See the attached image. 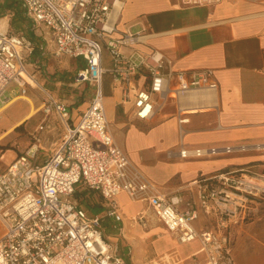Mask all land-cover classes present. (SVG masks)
<instances>
[{"label": "built area", "instance_id": "2783aa9c", "mask_svg": "<svg viewBox=\"0 0 264 264\" xmlns=\"http://www.w3.org/2000/svg\"><path fill=\"white\" fill-rule=\"evenodd\" d=\"M18 1L32 24L46 30L54 56L84 61L75 82L93 83L94 93L78 121L70 122L67 105L36 82L27 68L25 58L32 53L33 42L22 33L0 30V107L9 99L6 91L11 84L21 94L26 86H34L45 94L44 118L54 111L64 126L56 148L46 158L40 159V138L34 136V142L0 172V264H126L118 244L106 241L101 230L104 217L112 218L114 226L122 221L116 201L120 194L131 202L145 203L178 242L197 239L204 260L193 264H235L230 231L264 211V170L252 173L241 168L203 176L195 181L197 202L163 193L115 143L103 106L104 73L121 84L123 100L128 101L134 92V116L149 120L159 104L156 95L163 102L193 90L217 89L213 70H174L172 61L158 50L133 49L140 34L115 36V9L122 0ZM219 1L179 0L184 6H212ZM124 47L132 50L124 52ZM139 75H145L148 83L136 90ZM235 149L245 147H181L178 154L206 157ZM77 186L93 190L108 202L103 215H89L70 198ZM200 210L212 216L211 229L194 227ZM132 219L144 225L147 211Z\"/></svg>", "mask_w": 264, "mask_h": 264}, {"label": "crops", "instance_id": "0c3cea01", "mask_svg": "<svg viewBox=\"0 0 264 264\" xmlns=\"http://www.w3.org/2000/svg\"><path fill=\"white\" fill-rule=\"evenodd\" d=\"M115 24V36L124 32L140 34L133 49L143 53L158 50L172 61L177 71L212 69L217 82L215 90H193L178 100L167 98L161 102L156 95L154 99L159 104L153 117L141 120L134 116V92L128 101L123 100L121 84L104 73L101 85L108 129L130 161L161 192L179 194L185 201L193 202H197L198 192L195 181L203 176L241 168L261 173L264 170V0H220L212 6H184L179 0H122L115 9ZM34 29L20 1L0 0V30L22 33L33 42L32 53L27 56L28 70L34 72V80L47 92L67 105L70 122L76 123L94 93L93 89L84 95L82 82H75L84 61L81 65L76 63L77 58L57 61L51 46L46 44L47 37ZM123 50L130 52L132 48ZM103 64L108 65L106 54ZM147 83L146 76L139 75L134 87L142 89ZM27 87L25 94L13 84L8 87L9 99L0 109L9 108L18 100L25 101L26 109L24 106L18 112L0 136L10 132L18 122L36 117L37 123L30 129L34 131L44 118L40 112L41 95L36 87ZM181 117L187 120L180 122ZM44 119L47 122L40 133L43 139L40 152L47 157L56 148L64 126L54 111ZM210 146H244L245 149L206 157L181 158L178 154L181 147L191 150ZM85 190L93 201H100L91 203L93 206L106 209V200L93 190ZM120 195L126 197L130 206L123 209L117 202L123 216L117 226H123V233L111 234L112 241L108 242L122 241L124 247L118 253L126 264H192L193 257L204 260L197 239L178 242L145 203L131 202L125 194ZM105 209L87 213L103 215ZM140 211H147L144 225L132 219ZM212 219L200 210L193 225L198 231L211 229ZM104 222L105 219L102 226ZM135 224H139V230L133 229ZM129 244L131 253L125 248ZM136 247L139 254L135 253ZM230 249L235 264H264V211L257 218L231 228Z\"/></svg>", "mask_w": 264, "mask_h": 264}, {"label": "rangeland", "instance_id": "374dc122", "mask_svg": "<svg viewBox=\"0 0 264 264\" xmlns=\"http://www.w3.org/2000/svg\"><path fill=\"white\" fill-rule=\"evenodd\" d=\"M34 30L40 36L42 35V36L47 37L46 39L49 42L46 44H49L51 46V48H53V45L51 44V41H50V37H48V34L45 33L46 30L44 28H42L40 26H36ZM39 35H37V36H39ZM56 58L58 59L57 61H59V60H68L69 61L71 59V58L66 57V56L56 57ZM75 60H76V63L78 65H81V61H82L81 58H77ZM58 64H61V63H58ZM31 73L34 74V72H31ZM81 87H82L81 91L84 95H86L88 91H91L94 89L93 84L90 82H82ZM49 89L53 91V88H48V90ZM54 89H56V88H54ZM36 90L41 95L42 102H43L44 98H45V94L38 88H36ZM7 91H8V89H7ZM7 91H6V93H7ZM54 91H56V90H54ZM27 92H28V87H27L26 93ZM22 105H24V106L26 105L25 101L24 100H18L10 108L5 107L2 110L0 109V134L3 131V129H6L12 123L11 121L14 119V117L15 116L17 117L18 112H21V109H23ZM6 110H8V111H6ZM40 112H42L41 109H40ZM43 119L44 118L39 120V123L37 124V127L34 131L30 130V129H32L35 126V124L37 123L36 117H33L32 119L25 121V122H18L17 125L15 124L16 126L10 132L5 134L0 139V171H3L6 168V166L8 165V163L15 156L22 153L27 147H29L34 142V136H37L40 138V142L38 144L40 159L42 160L44 157H46L43 152H40V150H42L41 146L43 143V139H42L40 133L45 128L42 130L38 129V126L40 124H43L45 127L47 121H43ZM77 187L78 188L75 190L73 196H71L70 198L72 200H76L78 203H80V205L83 208H85L87 212L93 214V213H98L101 209H105L103 207L100 208V207L93 206L91 203L95 204V203H99L100 201L99 202L93 201L91 199L90 195L88 194V190L83 189L81 186H77ZM116 201L119 203L120 207H121V205H123V209L129 204L124 195H119L118 197H116ZM129 206H130V204H129ZM105 210H104V212H105ZM104 219H105V222L103 223V226H102V236L106 241H112L111 236H110L111 234H115L117 232H120V234L123 233V226L121 224H120V226L118 225L116 227H113L114 223L112 222L113 221L112 218H105L104 217ZM117 227L118 228L121 227L122 230L118 231ZM135 228H137V230H139V224H135L133 226V229H135ZM0 231H1V224H0ZM117 244H118L119 248L124 247L122 241H119ZM125 248L128 249L127 251L131 253L132 245L129 244V245L125 246ZM123 253H124V255H126V252H123ZM191 261H192L191 263L193 264V263L199 262L200 260L196 257H193V260H191ZM179 264H183V262H181Z\"/></svg>", "mask_w": 264, "mask_h": 264}, {"label": "bare ground", "instance_id": "6f19581e", "mask_svg": "<svg viewBox=\"0 0 264 264\" xmlns=\"http://www.w3.org/2000/svg\"><path fill=\"white\" fill-rule=\"evenodd\" d=\"M119 8H120V7H119ZM141 38H142V37H141ZM28 99H29V98H28ZM23 103H24V102H23ZM32 104H33V103H32ZM20 106H21V105H20ZM20 106H19V107H20ZM22 106L24 107V105H22ZM32 106H34V105H32ZM10 107H11V106H10ZM10 107H9V108H10ZM14 107H15V106H14ZM17 107H18V106H17ZM21 108H22V107H21ZM21 108H20V109H21ZM25 109H26V106H25ZM21 110H22V109H21ZM4 111H5V110H4ZM6 111H8V110H6ZM19 111H20V110H19ZM31 114H32V113H31ZM31 116H32V115H31ZM170 133H171V132H170ZM5 134H6V133H5ZM3 136H4V135H1V136H0V139H1ZM170 136H171V135H170ZM254 148H255V147H254ZM256 148H257V147H256ZM169 241H170V240H169ZM135 246H136V245H135ZM138 248H139V247H136V248H135V253H136V254H139V253H138V251H139ZM175 252H176V251H175ZM242 261H243V260H242Z\"/></svg>", "mask_w": 264, "mask_h": 264}, {"label": "trees", "instance_id": "16d2710c", "mask_svg": "<svg viewBox=\"0 0 264 264\" xmlns=\"http://www.w3.org/2000/svg\"><path fill=\"white\" fill-rule=\"evenodd\" d=\"M25 62H26V65H28V62H27V57L25 58ZM78 188V187H77Z\"/></svg>", "mask_w": 264, "mask_h": 264}]
</instances>
